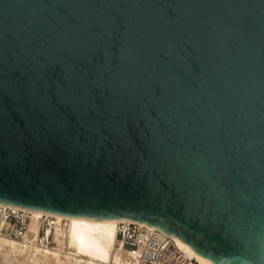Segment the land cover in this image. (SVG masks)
Listing matches in <instances>:
<instances>
[{
    "label": "water",
    "instance_id": "95a60500",
    "mask_svg": "<svg viewBox=\"0 0 264 264\" xmlns=\"http://www.w3.org/2000/svg\"><path fill=\"white\" fill-rule=\"evenodd\" d=\"M0 204L264 264V0H0Z\"/></svg>",
    "mask_w": 264,
    "mask_h": 264
},
{
    "label": "bare ground",
    "instance_id": "6f19581e",
    "mask_svg": "<svg viewBox=\"0 0 264 264\" xmlns=\"http://www.w3.org/2000/svg\"><path fill=\"white\" fill-rule=\"evenodd\" d=\"M29 212L31 220L23 240L0 236V264H137L114 248L117 220L67 217L68 227L64 230L56 224L52 248L45 249L33 242L37 219L42 213ZM54 216L57 222L62 218ZM178 243L200 263L212 264L188 246Z\"/></svg>",
    "mask_w": 264,
    "mask_h": 264
},
{
    "label": "built area",
    "instance_id": "2783aa9c",
    "mask_svg": "<svg viewBox=\"0 0 264 264\" xmlns=\"http://www.w3.org/2000/svg\"><path fill=\"white\" fill-rule=\"evenodd\" d=\"M31 215L28 210L0 204V236L23 240L28 233ZM34 244L52 248L53 230L56 224L62 229L69 225L67 217L58 222L54 215L44 214L37 219ZM114 248L137 264H202L189 255L173 236L163 234L154 227L127 220L117 221Z\"/></svg>",
    "mask_w": 264,
    "mask_h": 264
},
{
    "label": "rangeland",
    "instance_id": "374dc122",
    "mask_svg": "<svg viewBox=\"0 0 264 264\" xmlns=\"http://www.w3.org/2000/svg\"><path fill=\"white\" fill-rule=\"evenodd\" d=\"M0 262H1V258H0Z\"/></svg>",
    "mask_w": 264,
    "mask_h": 264
}]
</instances>
